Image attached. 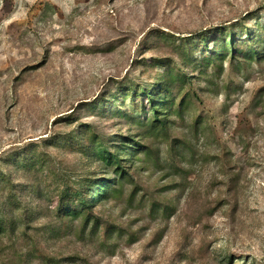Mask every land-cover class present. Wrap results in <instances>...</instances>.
Instances as JSON below:
<instances>
[{"label":"rangeland","instance_id":"rangeland-1","mask_svg":"<svg viewBox=\"0 0 264 264\" xmlns=\"http://www.w3.org/2000/svg\"><path fill=\"white\" fill-rule=\"evenodd\" d=\"M259 1L0 0V167L28 144L47 159L21 171L13 163L2 165L19 186L13 213L22 215V204L34 221L28 232L33 239L22 240L18 233L15 239H0V260L42 264L46 257L76 255V264H264V104L255 106L264 91V67L246 74L226 67L219 81L223 87L213 86L217 96L207 94L203 82L197 85L202 101L192 100L191 116L176 119L171 128L206 161L185 162L188 180L174 178L168 143L156 142L160 164L135 162L140 188L135 191L127 181L123 195L101 208L106 219L124 230L109 248L102 247L99 233L79 238L74 217L82 210L86 190L79 184L78 154L43 145L64 127L54 125L55 118L126 75L147 30L192 32L227 21ZM258 18L264 21V12ZM127 107L132 110L129 102ZM78 109L81 118L94 113L80 104ZM199 118H211L214 131H208V139L193 138L192 122ZM225 162L232 170L225 169ZM26 186L27 193L20 192ZM12 195L8 185H1L0 206ZM61 195L68 199L62 219L55 210ZM166 206L171 210L165 211ZM34 241L41 253L36 250L24 262Z\"/></svg>","mask_w":264,"mask_h":264},{"label":"trees","instance_id":"trees-1","mask_svg":"<svg viewBox=\"0 0 264 264\" xmlns=\"http://www.w3.org/2000/svg\"><path fill=\"white\" fill-rule=\"evenodd\" d=\"M261 12H264V0L227 21L210 23L192 32L180 33L174 27L147 30L137 44L126 75L121 79H111L103 84L98 95L88 102L79 103L89 107L94 112L92 115L78 117V104L71 108L69 114L55 118L52 123L64 127L53 138L43 141V145L45 148L57 146L58 151L71 150L78 154L82 164L79 184L85 186L86 194L81 199V212L74 217L79 219L77 227L80 239L99 233L102 247L109 248L115 237L116 240L121 237L123 228L106 219L101 208L123 195L127 181L135 191L140 188V168L135 162L153 159L160 164L156 142L163 140L168 143V168L173 172V177L188 180L191 171L184 167V163L191 166L192 163L196 162L197 165L206 161L205 154L195 153L194 146L171 127L176 126V119L184 120L191 116L192 100L202 101L200 90L196 88L201 82L205 84L207 94L217 96L218 91H214L213 86L222 84L223 87L219 81L226 67L244 74L254 67H264V21L258 18ZM252 18L257 20L252 22ZM115 86H118L117 90ZM226 88L225 104H229V86L226 85ZM127 102L132 110L127 107ZM262 104L264 91L258 94L255 106ZM210 119L199 118L192 122L195 140L211 137L208 131H214V128ZM107 123L111 125L110 128ZM33 148L28 144L26 150L6 157L2 165L13 163L15 170L21 171L47 162L45 155H39ZM186 152L190 159H187ZM222 155H228L226 147ZM224 164L227 171L232 170L230 163ZM2 165L0 186L8 185L13 195L1 202L0 239H15L17 233L22 240L33 239L28 232L34 217L30 209L22 204L18 206L23 214L13 213L11 203L20 195L19 186L15 185L11 173L2 171ZM28 188L23 187L20 192L27 193ZM95 188H100V192L97 193ZM23 200L26 201V198ZM229 204L232 208L236 206L233 202ZM67 205L68 199L61 195L55 209L58 218L65 217ZM164 209L170 211L171 207ZM31 247L34 251L23 255L24 262L29 254L41 253L35 241ZM75 256L46 257L42 264H76L78 256ZM11 261L6 258L0 260V264H12Z\"/></svg>","mask_w":264,"mask_h":264}]
</instances>
